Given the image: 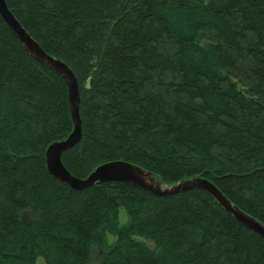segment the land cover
<instances>
[{
  "label": "trees",
  "instance_id": "1",
  "mask_svg": "<svg viewBox=\"0 0 264 264\" xmlns=\"http://www.w3.org/2000/svg\"><path fill=\"white\" fill-rule=\"evenodd\" d=\"M6 4L77 79L69 173L126 161L166 185L200 176L264 224V0ZM71 130L63 80L0 18V264H264V240L201 190L53 179L45 150Z\"/></svg>",
  "mask_w": 264,
  "mask_h": 264
},
{
  "label": "water",
  "instance_id": "2",
  "mask_svg": "<svg viewBox=\"0 0 264 264\" xmlns=\"http://www.w3.org/2000/svg\"><path fill=\"white\" fill-rule=\"evenodd\" d=\"M0 18L30 58L59 75L66 87L67 107L72 130L66 138L51 143L45 150L46 170L53 179L75 191H82L96 184L108 182L125 183L155 196H170L192 190H201L207 193L237 223L264 240V224L234 205L211 181L203 177L195 176L166 185L150 171L126 161L103 163L94 168L85 178H77L69 173L61 162V156L76 145L81 136L80 92L77 79L65 63L47 54L29 36L9 10L6 0H0Z\"/></svg>",
  "mask_w": 264,
  "mask_h": 264
},
{
  "label": "rangeland",
  "instance_id": "3",
  "mask_svg": "<svg viewBox=\"0 0 264 264\" xmlns=\"http://www.w3.org/2000/svg\"><path fill=\"white\" fill-rule=\"evenodd\" d=\"M126 220H127V217H126V213L124 210H119V217H118V221H117V226H122L124 224H126ZM142 241V240H141ZM105 242L107 245H112L113 242H114V237H112L111 235H106V238H105ZM145 244L149 247H152V244L150 242H145ZM99 254L98 252L94 249L93 250V253H92V257L94 260H98L99 259ZM36 264H43V261L42 259H37L36 261Z\"/></svg>",
  "mask_w": 264,
  "mask_h": 264
}]
</instances>
